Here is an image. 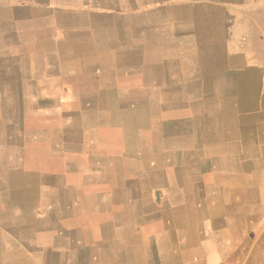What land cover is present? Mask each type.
<instances>
[{
  "label": "crops",
  "instance_id": "crops-1",
  "mask_svg": "<svg viewBox=\"0 0 264 264\" xmlns=\"http://www.w3.org/2000/svg\"><path fill=\"white\" fill-rule=\"evenodd\" d=\"M262 37L264 0H0V264L125 244L150 192L127 100L165 102L187 146L230 122L263 132Z\"/></svg>",
  "mask_w": 264,
  "mask_h": 264
},
{
  "label": "rangeland",
  "instance_id": "rangeland-1",
  "mask_svg": "<svg viewBox=\"0 0 264 264\" xmlns=\"http://www.w3.org/2000/svg\"><path fill=\"white\" fill-rule=\"evenodd\" d=\"M160 102L156 107L139 99L125 103L141 108L132 107L125 116L134 127L127 131L126 147L140 153L137 183L150 192L142 195L146 211L127 212L125 244L94 245L96 254L101 247L113 258L94 264H259L264 131L230 122L228 131L207 137L204 146L197 139L187 146L181 124L171 131L165 127L169 109Z\"/></svg>",
  "mask_w": 264,
  "mask_h": 264
},
{
  "label": "bare ground",
  "instance_id": "bare-ground-1",
  "mask_svg": "<svg viewBox=\"0 0 264 264\" xmlns=\"http://www.w3.org/2000/svg\"><path fill=\"white\" fill-rule=\"evenodd\" d=\"M189 220V219H188ZM187 221V220H186ZM87 253V252H86Z\"/></svg>",
  "mask_w": 264,
  "mask_h": 264
}]
</instances>
